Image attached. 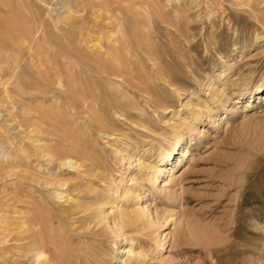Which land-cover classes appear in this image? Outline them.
<instances>
[{"label":"rangeland","instance_id":"obj_1","mask_svg":"<svg viewBox=\"0 0 264 264\" xmlns=\"http://www.w3.org/2000/svg\"><path fill=\"white\" fill-rule=\"evenodd\" d=\"M84 1L0 0V264H140L142 255L148 256L145 264H264V89L236 92L264 82V0L245 6L236 0H130L128 11L126 5L122 11L111 7L124 18L129 42L123 44L132 45L130 53L122 50L116 56L147 62L150 56L172 83H151L161 91L154 96L155 108L143 94L96 81L121 104L133 97L139 108L127 115L112 113L111 137L98 139L89 151L97 169L110 173L108 188L81 174L82 167L57 168L51 141L59 139L50 127L39 150L25 140L24 107H30L35 123L36 116L45 114L35 107L51 104L35 97L43 95L42 85H29L47 65L70 59L76 38L86 50L100 36L94 32L99 22L94 4ZM62 6L73 19H62L56 29L52 18ZM26 25L40 38L30 49L17 38ZM79 28H88L82 33H89V39L77 34ZM155 67L143 75L153 76ZM194 125L195 132L190 130ZM177 138L181 147L166 162L159 186L138 198L146 217L154 219L151 227L139 233L119 226L112 245L108 229L119 211L108 203L95 206V194L88 191L104 186L110 197L115 189L128 187L131 174L141 180L148 170L137 159L156 164L159 149H172ZM118 149L119 155L114 153ZM43 153L49 156L42 158ZM27 154L31 162L26 164ZM19 223L39 244L13 240L20 236ZM157 232L159 252L152 244ZM23 242L29 244L27 252L14 247Z\"/></svg>","mask_w":264,"mask_h":264},{"label":"bare ground","instance_id":"obj_2","mask_svg":"<svg viewBox=\"0 0 264 264\" xmlns=\"http://www.w3.org/2000/svg\"><path fill=\"white\" fill-rule=\"evenodd\" d=\"M73 1L79 3L83 2L84 0ZM86 1H92V4H94L92 5L93 10L95 8V11L98 13L95 18H99V22L96 28L94 29V32L100 36L95 39L96 42H93L90 46H87L86 50L80 49L78 47L79 39L76 38L74 45H72V47L70 46V59H63L61 63H56L52 66L47 65V67L44 69L43 74H40V79H34L33 84L29 85L30 87H32L34 84L38 87L39 85H42V87L44 88L43 95L37 94L35 97L39 98L43 102L51 101V104L47 105L46 108L44 107V109L42 107H35V111L40 114L42 113V110H45V114H41L43 117L41 115V117L39 115L36 116L35 123L33 122L34 120L32 121L31 118L30 107H24L25 111L27 112L25 117L28 129L27 133H25V140H27V142L31 145L34 144L37 150H39L43 147L41 144V140L45 139L44 136L49 134L47 133L46 128L50 127L54 131L53 134H55V136L59 139L58 142L51 141V143H54V145H56V150L51 154L55 157L57 156V168L70 166L73 168V170L79 171L82 167L83 169L81 174L85 172L88 177H91V179L95 181L102 182L108 188V186L110 187V185L113 183L112 180L108 179L110 173L104 170L102 171V169H97L98 161L90 156L89 151L91 148L94 149L96 147V145L98 144V139H109V137H111L110 135L112 134V130L107 127V125L113 123L111 121V117L116 116V114L127 115L129 114V112H131L129 111V109L133 108L134 110H138L139 108L137 106H134L135 101H133V97L128 100H125L121 104L120 101L117 100L118 98L115 99L113 96H111L112 93L107 95V92L101 86L104 85L102 83L107 84L113 82L116 83L118 86L128 90L130 93L143 94L144 98H146V102L148 104H153V106L156 108L159 106V102L154 98V96L155 94L160 95L161 91L155 89L156 87H154V85H152L151 83L153 81L158 80L162 81L163 84L171 85L172 82L169 78H167L168 74H166L167 71L165 69L155 67L156 65L154 66V61L151 60L152 58L150 56L148 57V60L153 63L147 61H139L138 59L135 61L122 60L116 56V53H121L122 50L125 53H130L132 51V45H126L129 42V38L125 34L127 30L123 25L124 18L122 19L120 15L114 14L112 12L113 8L111 9V7L115 5L117 8L119 7V9H121L122 11L123 6L121 5H126V9L125 7L124 9L128 11L127 7L128 5L130 6V0ZM248 1L250 0H236V5L245 6L248 5ZM132 6L135 5L131 4V7ZM61 8H63V10L58 12L57 18H52L53 27L56 29L60 28L59 24H61L62 19L66 18L65 20H69L70 22L73 19V14L68 9V7L62 6ZM135 12H137V10H135ZM139 13L140 11L136 13V16H138ZM64 25L67 24L64 23ZM21 28L23 29L21 30L20 35L17 37L19 38V42L22 44L21 46H25V48L30 49L32 48L31 43H40V38L36 37L35 31L32 29V27L26 25ZM82 30L87 32L88 28H79L77 34L82 33ZM134 30H136V28ZM82 34L83 36L85 35L84 40L89 39V33L85 34L83 32ZM102 38L108 39L110 43L107 44V42L104 41L106 43L105 45V43L101 41ZM124 41H126L127 43L123 44L125 43ZM27 42H30V44ZM88 42H92V40L90 39V41ZM124 45L126 46L124 47ZM44 54L47 55L46 53ZM105 55H111V57L106 58ZM41 56L43 55L40 54V59ZM42 63L46 64V62L43 61ZM150 65H152L153 68L155 67L153 76L151 75V72V74L148 73V75H143L142 71H146V69L149 68ZM144 78H147V81H142V79ZM98 80L102 82L101 85H98L96 83V81ZM109 88L111 87L109 86ZM262 88L264 89V82L263 80H259L253 84L249 85L248 83L239 87L236 92L239 95H244L247 93H252L255 90ZM122 97L123 96H121L120 100L122 99ZM26 99L27 102L32 101L31 97H27ZM112 113L115 115H113ZM42 126L45 127L43 128ZM196 129L197 125H194L190 130L195 132ZM114 136L115 135H113L112 137ZM180 141V138H177L173 144L172 149H168L167 147L159 149L156 155V164L154 165H152L151 163H146L145 165L138 158V165L141 168L148 170V173L142 175L143 178L141 180H137L136 174H131L129 179L130 183L128 187L115 189V191L113 192L114 195L108 197V194L104 193V186L102 188H98V191H88L90 193L95 194V206L104 205L105 203H108L112 206V209H118L119 211L118 221H113L112 225L108 229V239L112 245L116 244L115 239L119 226L120 228H128L130 231H135L132 229H136L139 233L144 232L147 226L151 227L154 219L151 216L146 217V208L145 206L143 208V206L139 204L138 198L141 196L142 193L146 192L147 190L153 193V191L157 189V187L159 186L157 184L159 182V176L164 175L166 171V162L171 159L175 150L179 149V146L181 145ZM42 151L43 149L40 150V152ZM114 153L119 155L121 152L119 153L118 149L115 150ZM180 153L186 155V152L183 149H180ZM68 155H70L69 160H65V158H68ZM39 156L40 154H38L36 157L38 158ZM44 156H49V154L43 153L41 157L43 158ZM133 157V154L129 156L130 161L128 164L133 161ZM25 159L26 164L31 162V156H29L28 154L25 155ZM107 179L108 184H105ZM73 186H75V184H73ZM174 192L175 190H172V194H174ZM104 200H106V202H104ZM104 213L106 212L104 211ZM147 220H149V222H147ZM15 229L16 231H19L20 234V236H16V238H13V240H15L16 242H19L20 240H29L31 243H33L32 245L34 246L39 244V240L36 239L30 233L29 228L24 227V224L19 223ZM154 238L155 239L152 244H154L156 252H159L161 245L158 243V232L156 233ZM28 245V243L23 242L22 244H19L14 247L18 248L22 252H27L30 249L28 248ZM8 251L9 249L7 248V252ZM126 252L129 253L128 250H126ZM38 256L42 257V253H38ZM147 257V255H142L140 259L142 263L140 264L147 263Z\"/></svg>","mask_w":264,"mask_h":264}]
</instances>
